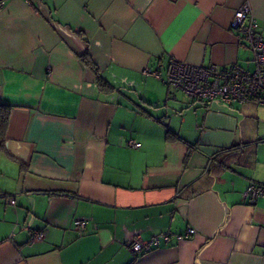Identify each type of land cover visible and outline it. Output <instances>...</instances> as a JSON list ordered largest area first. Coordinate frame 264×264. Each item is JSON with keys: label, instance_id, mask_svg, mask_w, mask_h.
<instances>
[{"label": "crops", "instance_id": "obj_1", "mask_svg": "<svg viewBox=\"0 0 264 264\" xmlns=\"http://www.w3.org/2000/svg\"><path fill=\"white\" fill-rule=\"evenodd\" d=\"M3 1L0 264H264V196L243 197L264 184V104L206 105L162 80L171 58L252 70L230 22L248 2L264 34V0Z\"/></svg>", "mask_w": 264, "mask_h": 264}, {"label": "built area", "instance_id": "obj_2", "mask_svg": "<svg viewBox=\"0 0 264 264\" xmlns=\"http://www.w3.org/2000/svg\"><path fill=\"white\" fill-rule=\"evenodd\" d=\"M4 4L0 0V7ZM230 26L241 33L247 40L252 52L254 67L248 70L233 64L230 67H222L217 64L208 66L189 64L184 61L171 58L168 62L166 74L162 80L168 86L188 95L191 98L204 102L206 105L213 103L232 106L250 99H256L264 104V34L259 31V22L251 11L248 2L241 4L233 14ZM144 75L161 77L158 68H144ZM129 148H138L141 143L128 139ZM259 196H264V184L249 183L243 197L249 202H255ZM12 203L13 200L9 199ZM73 225L78 231H83L87 225L85 218H75ZM195 233V229L189 227L184 236ZM44 236L43 231L34 230L29 238L31 242H37ZM170 233L163 232L153 235L150 239L142 240L132 238L127 242V248L133 254L146 252L160 241L170 240Z\"/></svg>", "mask_w": 264, "mask_h": 264}, {"label": "trees", "instance_id": "obj_3", "mask_svg": "<svg viewBox=\"0 0 264 264\" xmlns=\"http://www.w3.org/2000/svg\"><path fill=\"white\" fill-rule=\"evenodd\" d=\"M75 32L82 37V34L79 30H75ZM80 61L83 66L89 70H91L96 76V82L99 87L108 86L107 82L103 79V77L99 74L98 67L91 58L89 48L87 47L83 53L79 55ZM12 106L8 104H0V146L3 145L6 139V132L9 123V116L11 112ZM226 166V165H224ZM223 165L221 164V168ZM213 169L212 167L208 168V172H211Z\"/></svg>", "mask_w": 264, "mask_h": 264}, {"label": "rangeland", "instance_id": "obj_4", "mask_svg": "<svg viewBox=\"0 0 264 264\" xmlns=\"http://www.w3.org/2000/svg\"><path fill=\"white\" fill-rule=\"evenodd\" d=\"M224 106H225V105H224ZM249 155H250L251 157H254V154H253V153H251V152H250V154H249Z\"/></svg>", "mask_w": 264, "mask_h": 264}]
</instances>
